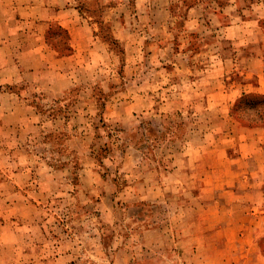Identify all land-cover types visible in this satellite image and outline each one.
I'll list each match as a JSON object with an SVG mask.
<instances>
[{
	"label": "rangeland",
	"instance_id": "374dc122",
	"mask_svg": "<svg viewBox=\"0 0 264 264\" xmlns=\"http://www.w3.org/2000/svg\"><path fill=\"white\" fill-rule=\"evenodd\" d=\"M34 2L0 0V264H264V0H38L41 38Z\"/></svg>",
	"mask_w": 264,
	"mask_h": 264
},
{
	"label": "crops",
	"instance_id": "0c3cea01",
	"mask_svg": "<svg viewBox=\"0 0 264 264\" xmlns=\"http://www.w3.org/2000/svg\"><path fill=\"white\" fill-rule=\"evenodd\" d=\"M34 1H35L34 4L32 6H30V15L34 19V21H33V23H34V25H33L34 34L38 38H41L42 36H44L43 35L44 30H42V27H41V26H44V24L45 25L47 24L48 28H49L50 22L58 21L59 24L62 25V27L67 26L66 20H64L65 15L63 14V12H64L63 10H56V11L49 13L48 10L50 9V7L46 8L42 4H40L38 2V0H34ZM43 8L46 10V14L49 15L47 18H42L41 16H38V14L42 11ZM33 48L34 47H32L31 49H33ZM30 52H32V51H30ZM32 53L35 54V56H36V62H41V59H43V55H42V58L39 57V55L41 54V50L36 48Z\"/></svg>",
	"mask_w": 264,
	"mask_h": 264
},
{
	"label": "trees",
	"instance_id": "16d2710c",
	"mask_svg": "<svg viewBox=\"0 0 264 264\" xmlns=\"http://www.w3.org/2000/svg\"><path fill=\"white\" fill-rule=\"evenodd\" d=\"M250 96H252V95H250ZM247 97H249V95L246 96V98H247ZM261 98L264 99V96L261 97ZM144 130H145V127H144L143 125H140V126H138V127L136 128V132H135V133H133V132L130 133V136H136V135L139 136L140 134H141V136H142ZM153 132H155V130H153ZM119 134H126V132H125L124 130L119 129V130H114V131H112V133H110L109 135H111L112 137L115 136V137L117 138ZM117 139H120V138H117ZM140 140H141V139H139L138 142H139ZM263 242H264V238H262V241L260 242L261 245H262L263 248H264ZM262 250H264V249H262Z\"/></svg>",
	"mask_w": 264,
	"mask_h": 264
}]
</instances>
